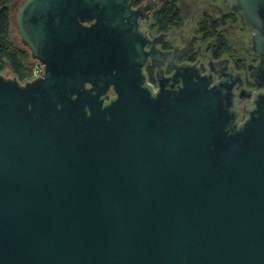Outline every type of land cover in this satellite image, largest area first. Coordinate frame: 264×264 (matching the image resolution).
Listing matches in <instances>:
<instances>
[{"label": "water", "instance_id": "1", "mask_svg": "<svg viewBox=\"0 0 264 264\" xmlns=\"http://www.w3.org/2000/svg\"><path fill=\"white\" fill-rule=\"evenodd\" d=\"M138 1L13 5L44 75L0 74V264H264V0H224L259 93L162 49Z\"/></svg>", "mask_w": 264, "mask_h": 264}, {"label": "trees", "instance_id": "2", "mask_svg": "<svg viewBox=\"0 0 264 264\" xmlns=\"http://www.w3.org/2000/svg\"><path fill=\"white\" fill-rule=\"evenodd\" d=\"M12 0H0V74L5 76L8 72L10 76L16 77L21 82H28L34 67L30 50L17 47L11 41L12 13L10 4ZM138 1L137 5H141ZM231 21L237 23L241 21L240 16L234 11L226 14L221 22L212 15L205 13L202 20L198 23L195 34L200 37L203 45H208L211 41L214 43L210 49V57L214 61L228 59L239 72L248 73V64L246 61L236 59L238 55L237 48L232 44L229 37L221 31L222 27ZM185 27V20L178 0H165L164 3L154 11L150 28L156 30L158 34H169L172 31H180ZM164 50H172L174 47L169 42L162 45ZM202 58V48L192 52L186 59L189 63H196ZM257 60V59H256ZM147 74L149 81L157 84V67L148 66ZM174 71L173 67H167V74ZM9 77V76H8ZM248 87L258 88L252 79H246Z\"/></svg>", "mask_w": 264, "mask_h": 264}, {"label": "rangeland", "instance_id": "3", "mask_svg": "<svg viewBox=\"0 0 264 264\" xmlns=\"http://www.w3.org/2000/svg\"><path fill=\"white\" fill-rule=\"evenodd\" d=\"M16 3H19V0H12V2L10 4V10H11L12 16L14 15V13H16V10L13 7V5H16ZM180 3H181V7H182L183 13H184L183 17H184L186 25H187V27L185 28V32H184L183 37H185L187 35V32L191 31V27L193 26V30L190 33V37L187 38L188 41H191L194 36L196 37L194 39V41L192 42L193 45H192V50H190V52H195L198 48L201 47L202 48V58L200 59L199 63L207 64L210 61V59L208 57H210V49H211V46L214 43V41H211L208 45H203L200 41V37L194 33L196 28H197V25L202 20L203 15L205 13L212 15L216 20L221 22L223 17L226 14H229L230 12H232V10L230 8H227L228 3L225 2L224 0H180ZM12 20H13V22H12V28H11V41L17 47L22 48L16 42L15 38L19 37V35L14 32L13 26L15 24V20L13 19V17H12ZM151 23H152V20L143 21V29L145 30V32L149 33L151 36L160 37L161 34H158L156 30H152L150 28ZM221 31L224 32L229 37L232 44L237 48L238 55L236 56V59H241V60L246 61V63L248 64V70H249V64H252L254 66L258 63V60H256L257 59L256 57H254L252 55H250L251 58L248 57L246 55V50H244V49L239 50L237 43L232 41L233 39H236V36L232 32L236 33L239 37H242V35H244L245 37H250L253 34V32L251 31V29L249 27L244 25L242 21H239L237 23H233V22L229 21L227 23V25L222 27ZM170 33H171L170 35H172V36L169 38V40H168V38H166V39L170 42V44L173 47H175V49L177 47H178V49H185L187 47V41L185 39L184 40L185 43L182 42V38L180 36L179 31H172ZM169 36H167V37H169ZM164 40L165 39L163 38L161 42L163 43ZM22 49H24V48H22ZM183 57L181 59V63H187V61L185 59L186 56L184 58ZM167 67H168V65L163 66L164 74H167L166 73ZM244 74H245L246 79L248 77L251 79L250 71L247 74L246 73H244ZM6 75H7V77L8 76L12 77V76H10V74L8 72L6 73ZM247 87H248V85H247ZM249 89H251V88H249ZM251 90L253 91V93H259L261 91V89L259 87L251 89ZM250 104H251V99L246 100L245 102L241 103L239 107H240V109H243V107H245L247 105L246 108H248ZM242 117H243V119H245L244 115Z\"/></svg>", "mask_w": 264, "mask_h": 264}, {"label": "flooded vegetation", "instance_id": "4", "mask_svg": "<svg viewBox=\"0 0 264 264\" xmlns=\"http://www.w3.org/2000/svg\"><path fill=\"white\" fill-rule=\"evenodd\" d=\"M140 1H142V0H140ZM137 3H138V2H137ZM143 3H145V2L142 1V4H143ZM137 6H138V5H137ZM145 21H147V20H145ZM142 29H143V28H142ZM143 30H144V29H143ZM144 31H145V30H144ZM148 34H149V33H148ZM149 35H150V34H149ZM150 36H151V35H150ZM151 37H153V38H157L156 36H151ZM163 44H164V42H163V43L161 42V44H160V47H161V48H162V45H163ZM162 49H163V48H162ZM174 49H175V47H174L172 50H174ZM172 50H167V51H172ZM190 50H191V49H190L189 46L182 50V51L185 52V54L183 55L184 57L186 56L185 59H187V58L190 56V54L192 53V52H190ZM184 57H183V58H184ZM181 59H182V58H181ZM211 60H212V59L210 58V61H209L207 64H203V65H205V66L208 68V70H209V64H210ZM199 61H200V60H199ZM199 61H198V62H199ZM213 61H214V60H213ZM187 63H189V62H187ZM200 64H201V63H200ZM166 65L169 66V64H166ZM230 65L234 67V65H232L231 62H230ZM234 68H235V67H234ZM161 69H162V68H161ZM161 69L157 68V78H158V75L161 73V72H160ZM235 70H236V69H235ZM166 71H167V70H166ZM172 73H173V72H172ZM172 73H171V74H172ZM242 73H243V72H242ZM171 74H165V75H171ZM150 83H151V82H150ZM247 83H248V82H247V80H246V86L248 85ZM152 84H153V83H152ZM153 85H154L155 88H156V84H153ZM248 88H249V87H248ZM253 89H254V88H253ZM246 106H247V105H246ZM246 106H245V107H246ZM245 107H243V109H241V111L244 110Z\"/></svg>", "mask_w": 264, "mask_h": 264}, {"label": "crops", "instance_id": "5", "mask_svg": "<svg viewBox=\"0 0 264 264\" xmlns=\"http://www.w3.org/2000/svg\"><path fill=\"white\" fill-rule=\"evenodd\" d=\"M144 2H146V0H143ZM158 2H157V5H156V7H155V10H157L158 8H160V6L164 3V1L165 0H157ZM178 2H179V5H180V7H181V3H180V0H178ZM181 9H182V7H181ZM154 10V11H155ZM154 11H153V13H154ZM182 12H183V9H182ZM153 13L151 14V16H150V18L148 19V20H152V15H153ZM183 15H184V13H183ZM147 20V21H148ZM185 20V19H184ZM187 27V25H186V22H185V27L182 29V30H180L179 32H180V36H181V38H182V42L183 43H185V37L187 36H185V37H183L184 36V32H185V28ZM171 33H169V34H161V35H164V42H169L168 40H169V38L172 36V35H170ZM170 35V36H169ZM167 36H169V37H167ZM190 37V35L188 36V38ZM166 38H168V40L166 39ZM170 43V42H169ZM178 48V47H177ZM176 48V49H177ZM179 51H181L182 49H178Z\"/></svg>", "mask_w": 264, "mask_h": 264}, {"label": "built area", "instance_id": "6", "mask_svg": "<svg viewBox=\"0 0 264 264\" xmlns=\"http://www.w3.org/2000/svg\"><path fill=\"white\" fill-rule=\"evenodd\" d=\"M38 62H34V67L32 68V74L28 81H33L35 79H38L39 77H43L44 75V66H38ZM42 71V73H41ZM25 83V82H23Z\"/></svg>", "mask_w": 264, "mask_h": 264}]
</instances>
